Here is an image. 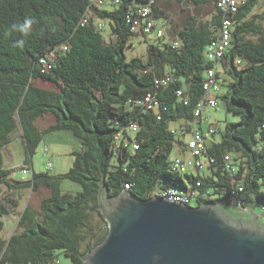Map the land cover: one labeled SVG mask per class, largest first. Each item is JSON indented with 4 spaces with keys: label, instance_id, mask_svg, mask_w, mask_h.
Wrapping results in <instances>:
<instances>
[{
    "label": "trees",
    "instance_id": "trees-1",
    "mask_svg": "<svg viewBox=\"0 0 264 264\" xmlns=\"http://www.w3.org/2000/svg\"><path fill=\"white\" fill-rule=\"evenodd\" d=\"M184 1L214 3L215 13L198 24L190 18L171 44L148 41L147 58L128 59L126 48L136 34L128 21L130 12L149 6L154 20L166 17L159 0H111L113 9L93 0H0V190L6 186L10 191L35 192L41 187L50 191L38 208L30 201L24 206L8 240L0 235V264H61L58 250L72 264H84L109 233L100 208L105 196L126 192L148 199L158 188L177 186L186 191L201 181L200 190H209L210 196L198 197L197 205L223 202L231 210L237 202L252 212L262 210L264 12L252 13L260 0L241 3L232 44L219 60L224 61L226 76L220 81L225 90L217 94L218 105L239 119L226 120L224 127L210 123L221 140L210 141L216 133L209 139L204 157L215 161L203 174L174 171L171 154L175 143L184 144L191 123L203 119L195 116V109L205 98L203 84L214 65L207 47L217 38L222 14L218 0ZM87 13L88 21L83 22ZM97 18L109 21L110 41ZM42 59L49 63L48 70ZM218 67L220 80L222 67ZM150 92L160 101L158 111L138 105ZM48 115L54 122L40 129L36 120ZM179 120L187 126L172 127ZM135 123L138 128L133 131ZM19 129L27 148L23 164L32 170L27 181L10 177L12 169L5 165L3 147ZM59 130L73 132L82 142L73 152L72 166L59 174L36 171L32 162L36 147L46 133ZM226 155L232 159L229 163ZM66 179L79 184V189L64 190ZM126 183L131 186L127 191ZM4 200H0V233L2 217L10 213Z\"/></svg>",
    "mask_w": 264,
    "mask_h": 264
},
{
    "label": "water",
    "instance_id": "water-1",
    "mask_svg": "<svg viewBox=\"0 0 264 264\" xmlns=\"http://www.w3.org/2000/svg\"><path fill=\"white\" fill-rule=\"evenodd\" d=\"M218 205L226 207L161 196L140 199L126 192L101 197L109 233L84 264H264V222L257 216L233 221Z\"/></svg>",
    "mask_w": 264,
    "mask_h": 264
},
{
    "label": "rangeland",
    "instance_id": "rangeland-1",
    "mask_svg": "<svg viewBox=\"0 0 264 264\" xmlns=\"http://www.w3.org/2000/svg\"><path fill=\"white\" fill-rule=\"evenodd\" d=\"M162 6H166L168 13L172 16L168 17H159L155 18V22L158 27H161L164 31V36L161 39H157L155 34L150 35L147 39L143 36L134 34L131 37V44L126 48V55L128 59L133 57H142L147 58L149 53L148 50V41H152L155 45H165L167 43H172V36H176V32L184 27L185 23H188L187 19L191 17L194 19L196 24L201 23L202 21L210 20L215 13V4H206L204 6H197L190 3H180L175 5L171 0H162ZM114 4L111 0H106L102 7L104 8H114ZM264 12V0H260L258 4L254 6L252 11L253 14L263 13ZM101 21L104 25V35L107 41L113 37V33L110 30L109 21L103 19H96ZM176 26V27H174ZM179 40V38H178ZM221 65V62L219 61ZM220 81L226 76L225 72L222 69V74L220 75ZM44 87H52L50 83L43 81L38 82ZM225 90V86H222V90ZM205 114L203 115L204 119V128L208 129L210 123H216L220 127H224L226 120L235 121L239 119L237 114L228 112L225 110L223 105L219 104L216 107L207 106L204 110ZM51 115L46 117H39L36 122L40 129L46 128L51 125L54 120L51 119ZM211 118V119H210ZM227 118V119H226ZM180 123L173 122L172 127L176 126H187L185 120H179ZM134 134V133H132ZM216 141L221 140L220 132H217L214 135ZM82 147V142L77 138L73 132L69 130H59L46 133L43 137V140L36 147V150L32 156L33 166L36 171H49L53 174H59L66 172L73 164L74 154L73 152ZM4 156H5V165L12 169L11 177L19 181H27L29 173H24L23 170H20V165L23 164L25 157L27 155V148L24 145L21 129L17 130L12 135V141L3 147ZM174 156L181 157L187 164H189L190 171L197 174L200 171L210 172V168L205 165L203 169H196L195 161L196 158L193 156L191 151L184 145L175 143V149L171 154V158ZM116 157V156H115ZM79 184L74 183L68 179L64 180L62 183V188L64 190H78ZM49 190L41 187L38 191H33L32 188H22L21 190L10 191L6 186H3L0 190V200H4L7 206L10 209V213L2 217L4 221V228L1 231L0 235L4 240H8L11 234L14 232L17 221L20 213L22 212L24 206L30 201L36 208L39 207L41 199L49 194ZM4 197V198H3ZM194 206L197 205L196 201H193ZM237 212H241L236 209V207L231 208ZM243 213H249L256 215L261 220V215L258 212L252 211H243ZM104 224V223H102ZM58 258L61 264H72L71 258L66 256L63 251H57Z\"/></svg>",
    "mask_w": 264,
    "mask_h": 264
},
{
    "label": "built area",
    "instance_id": "built-area-1",
    "mask_svg": "<svg viewBox=\"0 0 264 264\" xmlns=\"http://www.w3.org/2000/svg\"><path fill=\"white\" fill-rule=\"evenodd\" d=\"M106 0H93V3L98 6L104 5ZM118 2V0H115ZM154 0H151L153 2ZM244 0H218L217 8L222 14V23L218 31L217 38L211 42L207 47V54L210 60L214 61V65L208 70L206 78L203 84L205 89V98L198 103L195 109V116L203 118V112L207 106H218L217 94L222 90V84L218 78V69H219V60L227 53L231 44L232 36L234 31L235 24V15L239 12V7ZM151 10L149 6H141L132 10L128 16V21L132 23L131 29L134 33L138 35H152L155 34V37H163L164 31L161 27H158L154 18L149 16ZM88 21V13L83 19V22ZM99 26H103L100 21ZM174 44H178L177 41H174ZM51 56H56V51L53 49L51 51ZM44 70L50 68L49 63L42 59ZM43 70V71H44ZM170 80V77L163 79L162 82L166 84ZM158 83V81H157ZM178 94H182V90L178 91ZM138 105L142 106L146 111L150 109H155L158 111L160 106V101L157 99L154 93H148L143 99L138 101ZM138 125L135 123L132 125V130L136 131ZM216 133V127L214 125L208 127V129H198L191 130L183 138L184 146H186L193 156H195V166L196 169H203L205 165H208L210 162H214V158H211L209 161L208 157H204V151L206 150L209 142V139L213 134ZM134 147L138 148V144H134ZM172 167L174 171L178 173H187L189 172V164H187L181 157L174 156L171 158ZM230 155H226V161L229 163L231 161ZM22 169L24 173L32 174V170L29 164H22ZM29 175V176H30ZM201 181L197 182L196 187L188 189L186 191L180 190L177 186H168L165 188H158L153 193L152 196H161L168 200H173L176 202L193 205V201H197L198 197L205 198L210 196L209 190L201 191ZM131 188L129 183L125 184V190ZM239 189L242 190V186H239ZM236 209L243 211H251V209L242 207L237 202L233 205ZM261 221L264 222V207L260 212ZM59 263V261H57ZM23 264V263H19ZM56 264V263H54Z\"/></svg>",
    "mask_w": 264,
    "mask_h": 264
},
{
    "label": "crops",
    "instance_id": "crops-1",
    "mask_svg": "<svg viewBox=\"0 0 264 264\" xmlns=\"http://www.w3.org/2000/svg\"><path fill=\"white\" fill-rule=\"evenodd\" d=\"M161 1L162 0H159V5L161 4ZM173 3H175V5H177V3L178 4H180V3H190V4H193V3H191V2H188V1H184V0H182V1H180V0H171ZM193 5H195V4H193ZM205 4H197V6H204ZM160 7H161V9H163V10H165V12H166V18L168 17V19L172 16L170 13H168V11H167V8H166V6H162V5H160ZM191 17H189L188 19H187V21L189 22V19H190ZM187 23H185L184 24V27H185V25H186ZM174 27H176V26H174ZM183 27V28H184ZM182 29V28H181ZM179 31V30H178ZM223 62L224 61H222L221 62V67H222V69H224L223 68ZM205 114V112H203V115ZM49 116V115H48ZM51 119L52 120H54V117L52 116L51 117ZM211 119V118H210ZM191 128L190 129H192V130H198V129H205L204 128V119H202V120H199V121H194V122H192L191 123ZM217 126L219 127V125L217 124ZM42 129H44V128H42ZM210 141H215V138H214V136L210 139ZM191 170V168H189V171ZM190 172H192V171H190ZM194 173V172H193ZM203 173H207V171H205V170H203V171H200V172H197V174H203ZM10 177H11V175H10ZM10 238V237H9Z\"/></svg>",
    "mask_w": 264,
    "mask_h": 264
},
{
    "label": "flooded vegetation",
    "instance_id": "flooded-vegetation-1",
    "mask_svg": "<svg viewBox=\"0 0 264 264\" xmlns=\"http://www.w3.org/2000/svg\"><path fill=\"white\" fill-rule=\"evenodd\" d=\"M217 210L222 213L224 216L226 214V217H229L231 215V217L233 218L232 220L233 221H237V220H248L250 219V221L254 220V218L256 217V215H251V216H247V217H244V216H239V215H234L233 213L231 214V210L230 208H228L227 206L225 208H223L221 205H218L217 206ZM225 213V214H224ZM231 220V219H230ZM231 220V221H232ZM258 222L260 223V220L258 219Z\"/></svg>",
    "mask_w": 264,
    "mask_h": 264
}]
</instances>
